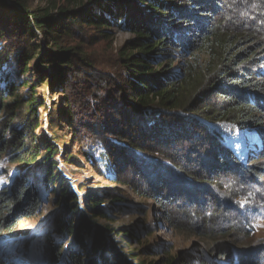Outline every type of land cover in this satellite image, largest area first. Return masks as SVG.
<instances>
[{"label":"trees","instance_id":"1","mask_svg":"<svg viewBox=\"0 0 264 264\" xmlns=\"http://www.w3.org/2000/svg\"><path fill=\"white\" fill-rule=\"evenodd\" d=\"M117 30L131 36L114 47ZM39 33L45 46L35 42ZM103 43L112 51L99 57ZM180 54L190 58L174 65ZM40 88L62 95L78 157L99 172L92 150L102 146L115 184L140 177L143 197L178 229L187 224L205 238L204 247L166 254L161 264H264V0H46L35 8L28 0H0V163L30 166L44 145L46 158L53 157L45 185H53L51 164L61 149L38 134L45 126L39 110L47 109ZM57 112L49 108V125ZM214 122L256 131L262 147L242 160ZM64 156L82 167L74 153ZM70 188L65 179L55 187L64 213L54 230L78 245L65 253V264H120L134 256L148 264L117 239L138 237L134 228L108 225L110 238ZM41 202L24 174L1 188L0 238L38 216ZM104 202L85 192L87 209ZM50 235L42 237L44 259L59 264ZM4 253L0 264H17Z\"/></svg>","mask_w":264,"mask_h":264},{"label":"rangeland","instance_id":"2","mask_svg":"<svg viewBox=\"0 0 264 264\" xmlns=\"http://www.w3.org/2000/svg\"><path fill=\"white\" fill-rule=\"evenodd\" d=\"M28 1L34 8L46 4V0ZM63 1L64 0H61V2ZM130 36L128 32L117 30L114 47L120 46L123 41ZM35 42L42 43V45L45 46L42 39H40V33ZM98 49L99 57H106L110 55V51H112L111 46L105 43L98 46ZM206 56V54H202V57ZM189 58L190 56L177 55V60L174 65H179ZM6 70L12 71L11 66L8 65ZM13 76L14 80L19 83L20 79L16 78L15 74ZM38 91V95L44 99L48 109L43 107L39 110L40 120L45 121V126L43 125L44 130L38 132L40 139L44 140L46 134L52 143L61 149V152H58L55 156L56 162H58V160L64 162V168L73 172L77 178V183L84 192L93 195L98 194L105 200L100 210H98L96 206L87 209L85 203H80L79 207L81 210L88 212L89 216L95 217L96 220H98V224L107 230L106 233L110 238L113 237L114 233L112 235L109 234L108 225L117 227L121 231L124 230L126 232L134 228L137 231L138 237L122 241L120 238L117 239L123 244L127 252H131L132 254L139 253L141 257L148 260V264H161L166 254H182L186 250H193L206 245L205 238L197 234L195 232L197 230L193 226L184 224L182 229H178V225L167 219L165 210L159 207L158 203L153 202L151 198L142 196V191L146 189V184H142L143 179L140 177L134 178L131 181L132 185L121 186L115 184L113 179L115 178L116 171L112 168V165L109 164L108 157L105 156L106 152L102 146H96L92 150L93 154L97 157L102 172H97L89 160H86L82 156V158L78 157L82 150L77 144L76 139L72 136V128L64 121L65 118L62 113V107L64 106L62 95L59 96V94H55L48 88H40ZM20 92H24V89L20 88ZM9 100L10 98H8V102ZM54 106L58 108L56 114L57 122L53 125H49L47 118L49 108H53ZM5 116H9V114L6 113L4 117ZM14 123H17V121L15 120ZM210 125L224 135L227 144L242 160L250 158L253 149L262 147L260 139L257 138V132L252 129L234 127L228 122H214L210 123ZM54 133H57V135L54 136ZM30 148L31 145L28 149ZM64 153H74V155L78 157L74 160L79 161L82 167L67 163L64 159ZM39 154L37 160L30 166L11 164L7 161L0 163V189L6 185H10L18 174H24L35 184L37 193L42 201L38 216L24 220V223L21 221L18 222L15 225L13 233L0 238V254L5 252V257L13 260L17 264H47L42 249L46 240L42 239V237L45 236V234L51 233L50 236L56 241L58 252L61 255L59 264H65V253L76 248L75 246L78 245L77 238L73 237L72 234L61 233L60 231L54 230L55 227L58 226L59 218H61L64 213L62 205L63 199H60L59 202L58 199L61 197L55 189L56 184L62 180V174L60 173V168L58 170L55 165L51 164L57 179L54 181L53 185H50L48 182H46L45 185L47 165L52 163L51 159H53V157L50 159L46 158L48 153L44 149V145L40 147ZM61 186L66 189L65 193L68 194L67 184L62 182ZM116 194L125 196L130 204L127 203L122 205L117 202L115 197ZM176 213H178V211ZM65 216L67 219L69 214L66 213ZM180 217H182V213ZM78 219L73 217L72 220L77 222ZM26 229H31L32 232L20 234L23 232L22 230ZM125 241L127 244H125ZM27 244H29V246H27ZM150 245H155L158 249L152 252L147 248ZM83 250L85 252V248ZM134 257L135 259H131L130 261L129 259L126 261V259L121 257L118 263L138 264L136 256ZM86 258L88 259L90 256L87 255Z\"/></svg>","mask_w":264,"mask_h":264},{"label":"water","instance_id":"3","mask_svg":"<svg viewBox=\"0 0 264 264\" xmlns=\"http://www.w3.org/2000/svg\"><path fill=\"white\" fill-rule=\"evenodd\" d=\"M40 39H42V41L44 43V39H43V36L41 33H40ZM46 126H48V125H46ZM80 200H81V203H84V195L83 194H81Z\"/></svg>","mask_w":264,"mask_h":264},{"label":"bare ground","instance_id":"4","mask_svg":"<svg viewBox=\"0 0 264 264\" xmlns=\"http://www.w3.org/2000/svg\"><path fill=\"white\" fill-rule=\"evenodd\" d=\"M83 192H84V191H83ZM84 197H85V195H84ZM21 222L24 223L25 221L22 220ZM31 229H32V228H31ZM31 229L22 230L23 232H21L20 234H24V233L26 234V233L32 232Z\"/></svg>","mask_w":264,"mask_h":264},{"label":"built area","instance_id":"5","mask_svg":"<svg viewBox=\"0 0 264 264\" xmlns=\"http://www.w3.org/2000/svg\"><path fill=\"white\" fill-rule=\"evenodd\" d=\"M257 138H258V139H260V137H259V136H257ZM260 144L262 145V139H260Z\"/></svg>","mask_w":264,"mask_h":264}]
</instances>
